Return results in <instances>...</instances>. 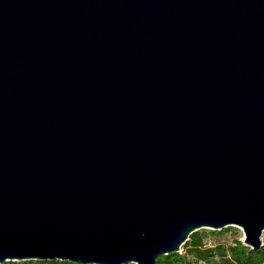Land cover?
<instances>
[{
	"label": "water",
	"instance_id": "water-1",
	"mask_svg": "<svg viewBox=\"0 0 264 264\" xmlns=\"http://www.w3.org/2000/svg\"><path fill=\"white\" fill-rule=\"evenodd\" d=\"M264 231V0H0V264H155Z\"/></svg>",
	"mask_w": 264,
	"mask_h": 264
},
{
	"label": "trees",
	"instance_id": "trees-1",
	"mask_svg": "<svg viewBox=\"0 0 264 264\" xmlns=\"http://www.w3.org/2000/svg\"><path fill=\"white\" fill-rule=\"evenodd\" d=\"M227 229L193 231L180 246L178 253L161 255L155 264H264V240L257 250H251L237 238L228 242L212 240ZM50 263L78 264L69 261Z\"/></svg>",
	"mask_w": 264,
	"mask_h": 264
},
{
	"label": "rangeland",
	"instance_id": "rangeland-1",
	"mask_svg": "<svg viewBox=\"0 0 264 264\" xmlns=\"http://www.w3.org/2000/svg\"><path fill=\"white\" fill-rule=\"evenodd\" d=\"M228 228L225 232L222 234L214 236L212 240L218 241V242H228L234 238L239 239L240 241L243 238L242 231L235 226H228L224 227ZM223 229V228H222ZM219 229V230H222ZM203 230H209V229H198V231L202 232ZM217 231V230H216ZM261 243L264 240V231H262V234L260 236ZM181 250V249H179ZM50 262H60L59 260H38V259H27V260H9L5 261L1 264H55V263H50ZM57 264V263H56Z\"/></svg>",
	"mask_w": 264,
	"mask_h": 264
}]
</instances>
